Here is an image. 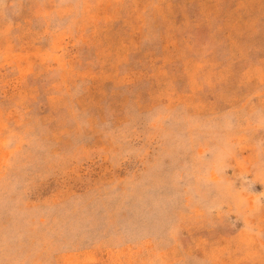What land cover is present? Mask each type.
I'll list each match as a JSON object with an SVG mask.
<instances>
[{
  "label": "rangeland",
  "instance_id": "obj_1",
  "mask_svg": "<svg viewBox=\"0 0 264 264\" xmlns=\"http://www.w3.org/2000/svg\"><path fill=\"white\" fill-rule=\"evenodd\" d=\"M0 264H264V0H0Z\"/></svg>",
  "mask_w": 264,
  "mask_h": 264
}]
</instances>
